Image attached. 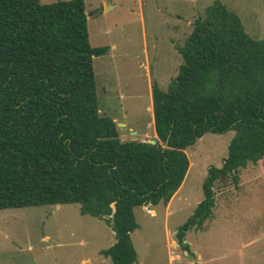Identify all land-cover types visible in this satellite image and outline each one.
I'll list each match as a JSON object with an SVG mask.
<instances>
[{"label":"trees","instance_id":"1","mask_svg":"<svg viewBox=\"0 0 264 264\" xmlns=\"http://www.w3.org/2000/svg\"><path fill=\"white\" fill-rule=\"evenodd\" d=\"M106 52L88 44L82 0H0V211L77 205L113 233L102 255L133 264V210L168 203L188 169L184 150L202 135L233 132L179 244L210 216L214 184L264 159V40L220 2L207 6L174 78L150 86L154 144L120 141L99 115L92 59Z\"/></svg>","mask_w":264,"mask_h":264},{"label":"rangeland","instance_id":"2","mask_svg":"<svg viewBox=\"0 0 264 264\" xmlns=\"http://www.w3.org/2000/svg\"><path fill=\"white\" fill-rule=\"evenodd\" d=\"M214 1L238 17L249 38L264 40V0H82L89 46L107 49L92 59L98 113L115 120L120 141L155 140L150 86L166 89L181 63L178 48ZM232 136L202 135L184 150L188 169L167 206L133 210V264H264V159L239 170L235 183H215L202 229L177 242L202 199L208 168L221 166ZM113 243L110 228L79 215L77 205L0 211V264H111L101 252Z\"/></svg>","mask_w":264,"mask_h":264},{"label":"water","instance_id":"3","mask_svg":"<svg viewBox=\"0 0 264 264\" xmlns=\"http://www.w3.org/2000/svg\"><path fill=\"white\" fill-rule=\"evenodd\" d=\"M147 143L154 144V141H148ZM110 209H111V213H114V210H115L114 203L110 204ZM110 218H111V216H110Z\"/></svg>","mask_w":264,"mask_h":264},{"label":"crops","instance_id":"4","mask_svg":"<svg viewBox=\"0 0 264 264\" xmlns=\"http://www.w3.org/2000/svg\"><path fill=\"white\" fill-rule=\"evenodd\" d=\"M113 121H115V120H113ZM114 123H115V122H114ZM123 126H124V125H123ZM135 134H136V133H135ZM171 198H172V197H171ZM171 198H170V199H171ZM168 202H169V201H168ZM167 204H168V203H167ZM167 204H166V206H167Z\"/></svg>","mask_w":264,"mask_h":264}]
</instances>
